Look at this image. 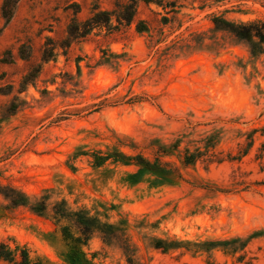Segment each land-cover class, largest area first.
<instances>
[{
    "label": "clouds",
    "instance_id": "clouds-1",
    "mask_svg": "<svg viewBox=\"0 0 264 264\" xmlns=\"http://www.w3.org/2000/svg\"><path fill=\"white\" fill-rule=\"evenodd\" d=\"M69 4L79 7L65 11ZM169 13L163 38L174 35L176 47L167 70L158 77L149 69L138 91L122 97L112 85L139 76ZM49 36L54 59L45 63ZM5 53L16 76L28 64L38 68L20 93L15 77L0 80V88L13 83V95L30 109L0 119V245L16 257L12 264H19L17 249L26 252L24 264H192L195 245L215 239L214 230H247L244 221L221 225L217 218L209 228L190 218L211 202L183 180L167 181L178 174L207 183L181 162L204 150L208 130L224 129L222 142L234 144L236 133L264 120V0H0V61ZM77 56L84 58L79 75ZM177 63L188 71L169 88ZM97 67L111 79L85 96L97 88ZM98 96L104 105L89 115ZM40 112L47 119L36 124ZM61 116L62 130L53 131ZM26 122L36 124L27 136ZM256 255L264 264V252Z\"/></svg>",
    "mask_w": 264,
    "mask_h": 264
},
{
    "label": "rangeland",
    "instance_id": "rangeland-1",
    "mask_svg": "<svg viewBox=\"0 0 264 264\" xmlns=\"http://www.w3.org/2000/svg\"><path fill=\"white\" fill-rule=\"evenodd\" d=\"M74 7L78 8L79 6L69 4L65 8V11ZM167 7L174 10L175 4L168 5ZM170 19H172L171 13L160 18V23L165 27L157 32L158 39L156 40V46L158 47L155 52L151 53V59L144 65L139 76L133 78V75L129 74L126 81L112 85L113 88L118 87L120 89L122 97L129 96L130 93L138 91L137 83L142 77L148 75L149 69H151L153 75L163 77L167 70L165 62L169 58L172 48L176 47V44L173 43L175 39L174 35H169L166 39L163 38ZM139 27H143V24ZM68 30L70 34L75 32L74 27ZM135 30L138 35L141 33V31ZM64 43H67V41ZM49 45L54 46V41L50 36L45 39L43 44V58L45 63L54 59L51 55ZM9 55L5 53V59L0 61V69H2L0 70V80L15 77L14 82H19V87L16 88V92L20 93L36 77L38 68L28 64L26 65L25 74L22 77L16 76L10 68L12 61L9 59ZM19 55L21 58H26L23 47H21ZM97 55L107 56V53L104 50H100ZM125 55V53H113L114 57L118 56L120 59H123ZM83 59V57L77 56L74 62L77 75L82 71ZM192 59L196 60L197 58L193 57ZM103 62L109 63L108 60H104ZM99 63L100 61H97V64ZM87 67V65H84L83 70H86ZM187 71V65L182 66L181 63H177L171 75L168 76V87L178 88V85L175 83L177 76H183ZM10 73H12L11 76ZM63 77L68 79L69 74L64 73ZM94 79L97 82V88L87 91L85 96L91 97L93 91L98 92L99 85L101 83L107 84L111 77L103 68L97 67ZM60 82L62 81L58 79L49 83L48 88L44 89L41 95L46 96L48 89L56 88L57 83ZM60 96L66 97V93L62 89L60 90ZM0 97L3 98V103L0 104V109H3L2 113H0V119L6 120L9 116H14L18 113H23L25 116L30 114L27 102L19 101L18 95H13V83L6 82L5 87L0 88ZM130 102L128 101L127 103ZM57 103H60V101L58 100ZM89 105L91 107L89 115H91L93 112L100 110L104 105V100L98 96L95 100H89ZM72 111L74 112L76 109H72ZM65 118L61 116L53 120L52 124L57 127L52 130L61 131L62 129L59 125L63 123ZM34 119L36 124H38L41 120L47 119V114L45 112L34 114ZM36 124L26 122L21 134L27 136L30 134L29 129L35 127ZM204 130L202 129L201 131ZM208 131H210V135L204 137V150H197L194 153L198 155L196 162L193 165H184L181 162L182 169H188L190 172H199L201 179L207 178L208 180L207 183L201 184L199 179L192 181L182 175V180L186 186L192 185L194 192L201 195L205 201L211 202L201 205V215H198L196 211H192L189 213V217L200 221V224H208L209 228H212L210 221L217 218L221 225L229 220L235 221L236 223L244 221L247 225V230L242 231L241 235H229L227 232H216L214 230L216 238L205 240L224 239L236 236L241 238L243 236L242 240H248V243L243 250L235 254H226L219 249H214L209 252H195L191 257L192 264H247V262L249 264H257L260 256L256 255V253L264 252V120L256 119L247 129L236 133L238 142L234 144L222 142L224 135H226L224 129ZM32 139L35 140L36 137L33 136ZM210 139L212 143L211 141L208 142ZM207 144L213 146L207 147ZM204 188H207V191H203ZM196 203L200 204V200H197ZM199 226L197 225L198 228ZM197 253L202 254L203 258L198 259ZM240 254L243 256L240 257Z\"/></svg>",
    "mask_w": 264,
    "mask_h": 264
},
{
    "label": "trees",
    "instance_id": "trees-1",
    "mask_svg": "<svg viewBox=\"0 0 264 264\" xmlns=\"http://www.w3.org/2000/svg\"><path fill=\"white\" fill-rule=\"evenodd\" d=\"M136 29L138 31H141L143 29V27L138 26ZM210 141L212 143L211 139L208 140V142H210ZM177 146H178V143L174 144L173 148H175ZM209 146L212 147L213 145L207 144V147H209ZM197 159H198V155L193 153L191 155H186V157L182 161V163L184 165H193ZM177 179L182 180L183 179L182 175H178V174L173 175L170 179H168L167 183L168 184H175ZM247 243H248V240L243 241L242 238L236 236V237L216 239V240H203L198 245H195V247L197 249V252L198 251L209 252V251L214 250V249H219V250L223 251V253H226V254H235V253L243 250ZM157 247H159L158 244H157ZM0 249H3V251H0V259L5 260L9 264H12V261L15 260L16 257H14L12 255V253H10L6 250L7 249L6 245H0ZM17 250L20 252L19 264H24L26 252L24 250H20V249H17ZM165 251H167V250H165ZM239 256L242 257L243 255L240 254ZM247 264H249V263L247 262Z\"/></svg>",
    "mask_w": 264,
    "mask_h": 264
}]
</instances>
